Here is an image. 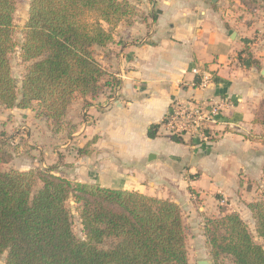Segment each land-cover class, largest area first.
Returning <instances> with one entry per match:
<instances>
[{
  "label": "crops",
  "instance_id": "obj_1",
  "mask_svg": "<svg viewBox=\"0 0 264 264\" xmlns=\"http://www.w3.org/2000/svg\"><path fill=\"white\" fill-rule=\"evenodd\" d=\"M206 1L153 0L158 15L150 30L137 31L136 23L113 34L99 58L120 81L113 97L104 93L88 107L74 102V140L60 142L50 130L46 135L48 165L58 176L169 200L193 216L227 210L252 217L247 204L264 201L263 127L254 122L264 106V75L222 26L212 30L216 18ZM197 68L215 78L205 91L197 88ZM211 97L233 100L211 141L174 142L162 126L172 102ZM21 112L37 126L46 121L32 110ZM152 125L160 126L156 139L148 137Z\"/></svg>",
  "mask_w": 264,
  "mask_h": 264
},
{
  "label": "trees",
  "instance_id": "obj_2",
  "mask_svg": "<svg viewBox=\"0 0 264 264\" xmlns=\"http://www.w3.org/2000/svg\"><path fill=\"white\" fill-rule=\"evenodd\" d=\"M128 12L129 4L120 0H32L21 47L29 66L19 98L10 60L16 48V0H0V106L33 110L59 127L77 98L88 107L108 89L113 97L120 81L107 72L94 49L113 42L105 26L121 22ZM247 61L259 65L251 55ZM254 122L263 127L258 139L264 144V106ZM159 129L152 125L148 137L156 139ZM12 160L0 141V264L3 257L4 264H191L182 210L174 202L72 183L53 168L2 171ZM37 181L41 188L34 193ZM70 200L77 205L85 239L73 231ZM247 208L264 242V201ZM221 213L204 223L215 264L224 257L232 264H264V243L255 242L238 213Z\"/></svg>",
  "mask_w": 264,
  "mask_h": 264
},
{
  "label": "rangeland",
  "instance_id": "obj_3",
  "mask_svg": "<svg viewBox=\"0 0 264 264\" xmlns=\"http://www.w3.org/2000/svg\"><path fill=\"white\" fill-rule=\"evenodd\" d=\"M32 0H16V13L14 15V42L16 48L10 56L11 71L16 81L17 94L20 98L21 87L26 69L29 66L21 57V47L25 40V26L29 18V7ZM129 4V12L125 19L114 25L105 26L112 34H123L129 27H134L137 23V31L141 28L150 30L153 27L152 17H157L158 10L152 8L153 0H120ZM156 5V3H154ZM207 9L215 16L214 31L222 26L225 33L234 37V42L238 43L239 52H244L245 59L247 55H251L258 66L256 70L258 74L264 71V0H207ZM150 21V23H149ZM142 33V32H141ZM111 44V43H110ZM109 44V45H110ZM109 45L103 48H95L96 58L99 60L108 52ZM100 62V61H99ZM264 77H262V80ZM110 89L105 93H110ZM80 100L77 98L74 102ZM74 104V103H73ZM72 104V105H73ZM37 105L34 106V110ZM71 108L63 119L60 126H54L46 121H40L37 126L33 123L27 113L22 110L5 109L0 106V141L4 143L5 149L13 156L11 163L2 165L4 172L20 170L33 171L46 170L42 167L45 163L48 168L49 156L44 149L47 147L46 135L48 130L51 133L61 136L59 141H71L72 131L76 127V120L70 119ZM33 111V110H32ZM13 112L17 115H13ZM34 112V111H33ZM35 113V112H34ZM79 118L83 113H77ZM3 127V129H2ZM36 162H40L41 166ZM41 188V182L37 181L33 189L36 193ZM263 201V200H262ZM68 208L72 213L73 231L80 239H85L83 226L81 224L78 208L74 200H70ZM184 224L187 232V251L191 264L199 262H207L215 264L210 255V247L204 235V223L206 217H220L213 214H202L198 216L189 215L186 210H182ZM244 222L254 236L255 242L263 244V240L257 236L256 222L252 217L243 216ZM111 242L108 241L105 249H108ZM5 257L2 258L1 264H4ZM217 264H232L230 258H221Z\"/></svg>",
  "mask_w": 264,
  "mask_h": 264
},
{
  "label": "built area",
  "instance_id": "obj_4",
  "mask_svg": "<svg viewBox=\"0 0 264 264\" xmlns=\"http://www.w3.org/2000/svg\"><path fill=\"white\" fill-rule=\"evenodd\" d=\"M193 72L199 78V90L205 91L214 84L215 78L211 72H201L199 68ZM230 108H233V100L228 97L192 98L186 101L177 99L172 102L162 126L172 138L208 143L213 132L223 123L224 112Z\"/></svg>",
  "mask_w": 264,
  "mask_h": 264
},
{
  "label": "water",
  "instance_id": "obj_5",
  "mask_svg": "<svg viewBox=\"0 0 264 264\" xmlns=\"http://www.w3.org/2000/svg\"><path fill=\"white\" fill-rule=\"evenodd\" d=\"M262 74L264 75V71L262 72ZM198 264H208L207 262H199Z\"/></svg>",
  "mask_w": 264,
  "mask_h": 264
}]
</instances>
